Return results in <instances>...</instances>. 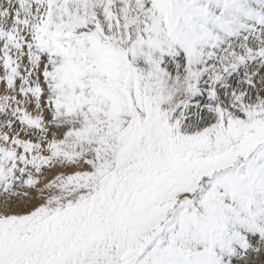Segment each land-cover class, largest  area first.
I'll return each instance as SVG.
<instances>
[{
	"label": "snow or ice",
	"instance_id": "snow-or-ice-1",
	"mask_svg": "<svg viewBox=\"0 0 264 264\" xmlns=\"http://www.w3.org/2000/svg\"><path fill=\"white\" fill-rule=\"evenodd\" d=\"M0 264H264V0H0Z\"/></svg>",
	"mask_w": 264,
	"mask_h": 264
}]
</instances>
